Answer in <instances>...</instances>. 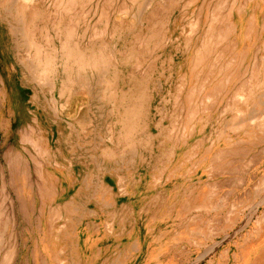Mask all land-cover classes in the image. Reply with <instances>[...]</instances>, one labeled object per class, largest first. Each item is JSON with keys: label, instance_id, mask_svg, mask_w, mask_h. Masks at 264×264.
Returning <instances> with one entry per match:
<instances>
[{"label": "rangeland", "instance_id": "obj_1", "mask_svg": "<svg viewBox=\"0 0 264 264\" xmlns=\"http://www.w3.org/2000/svg\"><path fill=\"white\" fill-rule=\"evenodd\" d=\"M11 1L0 264H264V0Z\"/></svg>", "mask_w": 264, "mask_h": 264}, {"label": "bare ground", "instance_id": "obj_2", "mask_svg": "<svg viewBox=\"0 0 264 264\" xmlns=\"http://www.w3.org/2000/svg\"><path fill=\"white\" fill-rule=\"evenodd\" d=\"M12 1H13V0H12ZM12 1H11V2H12ZM17 1H18V0H17ZM22 1H23V0H22ZM24 1L27 2V1H29V0H24ZM13 2H14V1H13ZM7 3H8V2H7ZM7 3H5V4H7ZM16 3H17V2H16ZM19 3H20V2H19ZM15 5H16V4H15ZM17 6H18V4H17ZM17 6H12V7H11V5H10V6H9V5H8V6H4V7H5L4 10H3V11L0 10V13H1L2 17L5 18V19H8V17L10 16V14H11V15L13 14V11H16V13H17V16H16V17H21V12H22V10H20V11H19V14H18L17 11L20 9V8H19L20 5H19L18 7H17ZM21 9H22V8H21ZM23 11H24V10H23ZM16 13H15V14H16ZM22 14H23V13H22ZM31 14H33V13H31ZM14 16H15V15H14ZM22 17H25V15L22 16ZM30 20H32V19H30ZM30 20H29V21H30ZM8 22H9V21H8ZM10 24H11V23H10ZM27 24H28V22H27ZM10 26H11V25H10ZM25 30H26V29H25ZM11 31H12V33H13V32H14V33L16 32V31H15V28H14L13 26L11 27ZM18 33L20 34L21 37L24 36V35H22L23 33L21 34V31H19ZM24 33H25V32H24ZM16 34H17V32H16ZM26 34H27V32H26ZM28 34H30V33H28ZM4 37H7V36L4 34ZM32 38H33V37H32ZM16 39H17V38H16ZM32 40H33V39H32ZM18 42L21 43V45L25 48L26 42H25L24 39H22V41H18ZM27 42H28V41H27ZM31 42H32V41H31ZM31 42H30V43H31ZM28 45H29V44H27V46H28ZM32 45H33V44H32ZM27 46H26V47H27ZM70 50H71V49H70ZM71 51H72V50H71ZM71 51H70V52H71ZM39 59H40V58H39ZM76 59H77V58H76ZM31 61H32V60H31ZM33 61H34V60H33ZM40 62H41V61H40ZM47 62H48V61H47ZM83 62H84V61H83ZM81 63H82V62H81ZM84 63L86 64V62H84ZM36 64H37V63H36ZM51 64H52V63H51ZM85 64H84V66H85ZM48 65H50V64H48ZM54 65H55V64H54ZM79 65H80V63H79ZM79 65H78V66H79ZM89 65H90V64H89ZM27 66H28L30 72H31V71H35V70L33 69L34 66H33V68H32V66H31L29 63L27 64ZM41 66H42V65H41ZM84 66H83V67H84ZM46 67H47V66H46ZM44 68H45V66H44ZM51 68H52V67H51ZM35 69H37V68H35ZM45 69H46V68H45ZM80 69H81V68H80ZM83 69H84V68H83ZM85 69H86V68H85ZM48 70H49V69H48ZM81 70H82V69H81ZM81 70H80V71H81ZM36 71H37V70H36ZM46 71H47V70H46ZM31 73H32V75H33V72H31ZM76 73H77V72H76ZM79 74H80V73H79ZM82 74H83V73H82ZM35 75L37 76L36 73H35ZM45 75H46V74H45ZM77 75H78V74H77ZM43 76H44V75H43ZM43 76H42V77H43ZM81 76H82V75H81ZM83 76H84V75H83ZM32 77H34V76H32ZM75 77H76V75H75ZM35 78H36V77H34L33 79L35 80ZM38 78H39V77H38ZM46 78H47V77H46ZM83 78H84V77H83ZM78 80H79V78H78ZM46 81H48V80H46ZM49 81H50V80H49ZM84 81H85V80H84ZM83 83H85V82H83ZM52 84H53V83H52ZM263 240H264V239H263ZM263 240H262V241H263Z\"/></svg>", "mask_w": 264, "mask_h": 264}]
</instances>
